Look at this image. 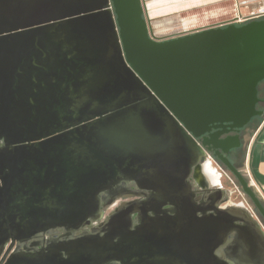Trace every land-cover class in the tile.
<instances>
[{"label":"water","instance_id":"95a60500","mask_svg":"<svg viewBox=\"0 0 264 264\" xmlns=\"http://www.w3.org/2000/svg\"><path fill=\"white\" fill-rule=\"evenodd\" d=\"M145 11L143 0H0V257L9 242L107 218L0 264H264V204L230 159L264 117V19L157 40ZM211 154L263 225L222 208L221 188L197 196L191 178Z\"/></svg>","mask_w":264,"mask_h":264},{"label":"crops","instance_id":"0c3cea01","mask_svg":"<svg viewBox=\"0 0 264 264\" xmlns=\"http://www.w3.org/2000/svg\"><path fill=\"white\" fill-rule=\"evenodd\" d=\"M243 1H248L249 3L242 6L240 3ZM144 4L150 19H154L155 16L152 15L158 7L180 13L181 24L175 25V21H171L165 29L179 27L180 29L191 30L212 24L220 26L231 22L238 16L247 17L252 11L257 10L259 6L264 5V0H145ZM243 155L244 157L237 159V167L241 170L243 169L244 173L248 175L254 184V189L264 202V117L254 121L247 128L244 136ZM208 164L214 169L215 174H219L218 179L222 183L219 184L220 186L214 185L204 171L206 182L212 188L224 190L223 173L212 162H208Z\"/></svg>","mask_w":264,"mask_h":264},{"label":"flooded vegetation","instance_id":"af4514ba","mask_svg":"<svg viewBox=\"0 0 264 264\" xmlns=\"http://www.w3.org/2000/svg\"><path fill=\"white\" fill-rule=\"evenodd\" d=\"M258 105H262V107L260 108L258 107V108L261 110H264L263 102H260ZM244 136H245V133H244ZM242 151L244 153V148H242ZM211 155L213 159V162H212L213 165H216V167L218 166L219 169L222 171V173H226L224 171V166L219 162V160L216 157H214V154H211ZM240 157L242 158L244 157V155L242 154L235 155V153H232L230 155V159L232 160L233 164L236 166H237V159ZM205 166L206 164H203L200 169H197L191 178L194 189L198 191L197 196H200L202 199H207V197L209 196L207 189L210 187L209 185H207V182L204 177ZM133 185L134 184L132 183H127L128 190H126L124 194H128L134 191L135 189ZM135 200L142 201L144 200V198L143 197H133V198H129L126 201L130 202V201H135ZM106 210H105V213H106ZM132 217H133L132 218L133 226H137L138 225L137 216L133 215ZM106 221H107V218H105L102 221H98L96 223L92 222L91 226H86L84 229H81L80 231H77L74 234H71L70 232H68L67 229H47V230H43L39 232L38 234H36V236L30 238L29 240L25 242H16L13 246H11V242H9L6 244L4 252L0 257V260H3V258H5V261H4L5 263L6 260L12 254H22V253L33 254V255H38L42 253L47 254L49 253L51 249L56 248L57 244L64 243V242L66 243L70 239L81 238L86 232H88V234L99 233V230L105 226ZM63 255L64 257H66L65 253H63Z\"/></svg>","mask_w":264,"mask_h":264},{"label":"rangeland","instance_id":"374dc122","mask_svg":"<svg viewBox=\"0 0 264 264\" xmlns=\"http://www.w3.org/2000/svg\"><path fill=\"white\" fill-rule=\"evenodd\" d=\"M143 2L145 3V0H143ZM152 16H155L154 19L152 17H151L152 19H150V15L148 14V12L146 13L145 11V18L148 22L150 33L157 40L172 39V38H176L181 35L189 34L191 32L198 31L201 29L215 27V24H212V25H208L205 27H199V28L191 29V30H184V29H180L179 27L165 29V27L168 26L171 21H175V25L181 24L182 19L180 17V13L172 12V11H169L168 9H163V8L158 7L156 8V10H154ZM261 88H264V84L261 85ZM258 107L260 108L262 107V105H258ZM242 172L244 173L243 169H242ZM223 175L224 176L222 180L224 184V191L226 192V194L220 205L222 207L226 206L225 208H229L231 206H237V205L243 204L244 207H246L248 210L252 212V214L254 215V218L258 220L260 223H262L263 225V220L259 217L258 212L255 210L252 202L249 200L247 195L243 192L237 180L228 172L223 173ZM260 197L261 196H259V198ZM120 201H118V204ZM114 208L115 207L107 209L106 216L109 215V213H111L114 210Z\"/></svg>","mask_w":264,"mask_h":264},{"label":"built area","instance_id":"2783aa9c","mask_svg":"<svg viewBox=\"0 0 264 264\" xmlns=\"http://www.w3.org/2000/svg\"><path fill=\"white\" fill-rule=\"evenodd\" d=\"M249 2L248 1H243L241 2L240 4L242 6L244 5H247ZM264 19V5L262 6H259L257 8V10L255 11H252L247 17H237L236 19L232 20L231 22H228V23H234L236 25H242V24H245L247 22H250V21H253V20H263ZM228 23H225L223 25H226ZM222 26V25H220ZM209 156V159H212L210 155ZM252 185H253V188H254V184L252 182Z\"/></svg>","mask_w":264,"mask_h":264},{"label":"bare ground","instance_id":"6f19581e","mask_svg":"<svg viewBox=\"0 0 264 264\" xmlns=\"http://www.w3.org/2000/svg\"><path fill=\"white\" fill-rule=\"evenodd\" d=\"M182 24H184V23H182ZM206 164H208V162ZM204 171L207 174V176L209 177L210 181L214 183V185L216 184V185L220 186L219 184H221L222 182H221V180L218 179L219 178L218 177L219 174L218 173L215 174L214 173V169H212V167H210L209 164L207 166H205ZM207 185H209V184L207 183ZM237 206L244 207L243 204H240V205H237Z\"/></svg>","mask_w":264,"mask_h":264},{"label":"trees","instance_id":"16d2710c","mask_svg":"<svg viewBox=\"0 0 264 264\" xmlns=\"http://www.w3.org/2000/svg\"><path fill=\"white\" fill-rule=\"evenodd\" d=\"M262 84H264V82H262V83L260 84V86H259V97H260V99H261V102H263V99H264V97H263V96H264V88H261V85H262ZM256 120H259V118H255V119H254V121H256ZM254 121H253V122H254ZM253 122H252V123H253ZM252 123H251V124H252ZM251 124L248 126V128L251 126ZM234 153H235V155H241V154L243 155V154H244L243 151H242V149L236 150ZM260 200H261V199H260ZM261 201H262V200H261ZM262 203L264 204L263 201H262Z\"/></svg>","mask_w":264,"mask_h":264}]
</instances>
